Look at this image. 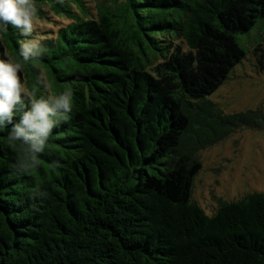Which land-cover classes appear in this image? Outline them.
Returning <instances> with one entry per match:
<instances>
[{"label": "trees", "instance_id": "trees-1", "mask_svg": "<svg viewBox=\"0 0 264 264\" xmlns=\"http://www.w3.org/2000/svg\"><path fill=\"white\" fill-rule=\"evenodd\" d=\"M31 2V35L0 28V60L22 65L25 104L66 88L73 104L27 171L0 131V264H264V191L211 214L192 198L199 151L261 125L207 96L264 0ZM23 39L42 55L24 61ZM252 52L264 74V36Z\"/></svg>", "mask_w": 264, "mask_h": 264}, {"label": "rangeland", "instance_id": "rangeland-1", "mask_svg": "<svg viewBox=\"0 0 264 264\" xmlns=\"http://www.w3.org/2000/svg\"><path fill=\"white\" fill-rule=\"evenodd\" d=\"M47 15L56 21L55 14L48 12ZM46 22L42 20L43 24ZM263 36L264 17L236 35L245 56L229 71L223 83L207 96L226 113L257 108L263 113V118L257 119L260 126L235 127L225 138L199 151L202 167L195 180L192 198L209 214L215 210L218 197L231 200L250 191H264V74L257 69L252 52V47Z\"/></svg>", "mask_w": 264, "mask_h": 264}, {"label": "clouds", "instance_id": "clouds-1", "mask_svg": "<svg viewBox=\"0 0 264 264\" xmlns=\"http://www.w3.org/2000/svg\"><path fill=\"white\" fill-rule=\"evenodd\" d=\"M34 7L31 0H0V28L9 24L17 28L24 37L33 31ZM19 56L24 61L42 55L38 41L23 39L18 45ZM20 63L0 60V131L8 129L10 145L19 142L25 159L18 163L21 171L37 166V155L45 149L52 129L68 119L72 109L73 93L66 88L47 98L31 99L27 104L22 95V85L18 77ZM18 116V119L14 117Z\"/></svg>", "mask_w": 264, "mask_h": 264}]
</instances>
